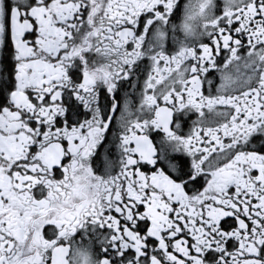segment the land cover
Returning a JSON list of instances; mask_svg holds the SVG:
<instances>
[{"label": "snow or ice", "instance_id": "6c2138e0", "mask_svg": "<svg viewBox=\"0 0 264 264\" xmlns=\"http://www.w3.org/2000/svg\"><path fill=\"white\" fill-rule=\"evenodd\" d=\"M0 264H264V0H0Z\"/></svg>", "mask_w": 264, "mask_h": 264}]
</instances>
